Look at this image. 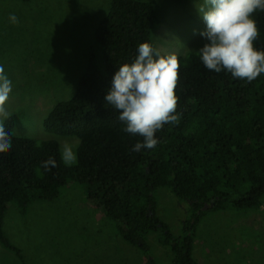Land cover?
<instances>
[{"label": "trees", "instance_id": "trees-1", "mask_svg": "<svg viewBox=\"0 0 264 264\" xmlns=\"http://www.w3.org/2000/svg\"><path fill=\"white\" fill-rule=\"evenodd\" d=\"M253 18L260 31L254 46L264 50V12ZM159 24L151 1L109 0L93 32L100 61L91 49L74 93L43 121L45 132L80 141L74 166L61 165L55 141L16 136L14 117L4 121L12 147L0 154V246L20 264H25L23 256L3 230L9 204L23 213L34 202L56 199L68 182L84 186L87 199L103 210L120 239L142 255L149 251L146 236L159 231L171 264H203L193 257V246L207 214L262 209L264 74L249 82L206 69L198 51L177 57L180 119L156 133L154 149L131 150L142 138L122 130L126 125L118 120L119 112L104 97L117 68L138 55L137 46L147 42L153 47ZM49 157L57 166L45 170L41 164ZM163 188L188 205L178 237L157 215L154 194Z\"/></svg>", "mask_w": 264, "mask_h": 264}, {"label": "rangeland", "instance_id": "rangeland-1", "mask_svg": "<svg viewBox=\"0 0 264 264\" xmlns=\"http://www.w3.org/2000/svg\"><path fill=\"white\" fill-rule=\"evenodd\" d=\"M144 1L155 5L160 24L152 44L162 55L185 57L206 42L197 11L203 0ZM108 8L109 0H0V65L12 81L5 108L14 117V135L55 141L63 166L61 142L80 141L45 132L43 121L74 93L91 49L100 61L93 32ZM12 14L18 23L9 21ZM154 197L158 217L180 236L188 205L165 188ZM3 230L25 264H171L159 231L146 236L149 251L142 255L120 239L85 187L72 182L53 201L34 202L23 213L9 204ZM193 257L203 264H264V205L257 212L207 214L197 227ZM0 264L20 262L0 246Z\"/></svg>", "mask_w": 264, "mask_h": 264}, {"label": "clouds", "instance_id": "clouds-1", "mask_svg": "<svg viewBox=\"0 0 264 264\" xmlns=\"http://www.w3.org/2000/svg\"><path fill=\"white\" fill-rule=\"evenodd\" d=\"M197 11L205 25L199 35L206 41L197 51L206 69L225 71L234 79L249 82L264 74V50L254 46L260 31L253 18L258 11L264 12V0H203ZM9 21L19 22L14 14ZM137 52L132 63L117 68L104 97L106 104L119 112L118 120L126 125L122 130L142 138L131 149L134 152L154 149L158 143L156 133L165 124H175L180 119L175 93L180 68L177 56L161 55L147 42L140 43ZM12 90V81L0 65V154L12 147L11 134L4 127V121L11 116L5 105ZM77 147L78 142H61L65 166L77 162ZM56 166L52 157L41 164L45 170Z\"/></svg>", "mask_w": 264, "mask_h": 264}, {"label": "water", "instance_id": "water-1", "mask_svg": "<svg viewBox=\"0 0 264 264\" xmlns=\"http://www.w3.org/2000/svg\"><path fill=\"white\" fill-rule=\"evenodd\" d=\"M211 206H212V203H211ZM208 209V207L205 205V206H203L202 207V210L204 211V210H207Z\"/></svg>", "mask_w": 264, "mask_h": 264}]
</instances>
